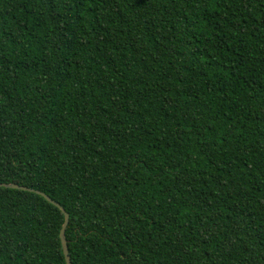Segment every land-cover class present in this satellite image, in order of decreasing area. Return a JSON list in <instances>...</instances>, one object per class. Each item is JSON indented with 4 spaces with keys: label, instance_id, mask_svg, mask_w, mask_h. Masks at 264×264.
Segmentation results:
<instances>
[{
    "label": "trees",
    "instance_id": "trees-1",
    "mask_svg": "<svg viewBox=\"0 0 264 264\" xmlns=\"http://www.w3.org/2000/svg\"><path fill=\"white\" fill-rule=\"evenodd\" d=\"M8 184L72 264H264V0H0ZM64 221L1 187L0 264Z\"/></svg>",
    "mask_w": 264,
    "mask_h": 264
},
{
    "label": "water",
    "instance_id": "water-1",
    "mask_svg": "<svg viewBox=\"0 0 264 264\" xmlns=\"http://www.w3.org/2000/svg\"><path fill=\"white\" fill-rule=\"evenodd\" d=\"M1 187L35 193V194L43 197L46 201H48L52 205L56 206L58 209H60L63 212L64 217H65V221H64V224H63L62 229L60 231V240H61L62 250H63V254H64V257H65L66 264H72L71 258H70V255H69V249H68L67 240H66V237H65V231H66V228H67V226L69 224V215L65 212L64 208L62 206H60L57 202L53 201L49 196L43 194L40 191H37V190H34V189H30V188H26V187H22V186H19V185H16V184L0 185V188Z\"/></svg>",
    "mask_w": 264,
    "mask_h": 264
}]
</instances>
